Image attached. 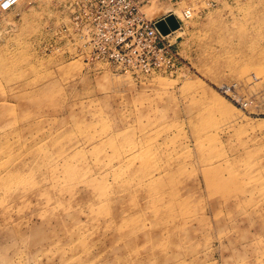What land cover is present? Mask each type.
Wrapping results in <instances>:
<instances>
[{
  "label": "rangeland",
  "instance_id": "obj_1",
  "mask_svg": "<svg viewBox=\"0 0 264 264\" xmlns=\"http://www.w3.org/2000/svg\"><path fill=\"white\" fill-rule=\"evenodd\" d=\"M185 5L156 47L0 12V264H264V0L144 12Z\"/></svg>",
  "mask_w": 264,
  "mask_h": 264
},
{
  "label": "built area",
  "instance_id": "obj_2",
  "mask_svg": "<svg viewBox=\"0 0 264 264\" xmlns=\"http://www.w3.org/2000/svg\"><path fill=\"white\" fill-rule=\"evenodd\" d=\"M23 0H0V12H6L14 8ZM57 2L60 11V34L64 37L71 48L82 46L83 38L90 34L96 33L102 27L104 32L108 33L112 39L114 34V24L124 27L125 32H129L133 37V33H139V36L146 35L150 43L154 47L168 41V37L175 31L162 34L155 22L158 19L172 14L177 22L178 28H181L182 20L188 18L193 13L190 6H183L179 12L173 11L158 16L155 19L146 17L144 8L152 2L175 3L176 5L183 0H51ZM101 36V35H99ZM98 43L102 44L100 38ZM96 39V41H97ZM124 40V38H123ZM169 43V42H168ZM71 44H76L72 46ZM148 44V42H147ZM104 45V44H103ZM105 46V45H104ZM110 45L105 46L108 48Z\"/></svg>",
  "mask_w": 264,
  "mask_h": 264
},
{
  "label": "water",
  "instance_id": "obj_3",
  "mask_svg": "<svg viewBox=\"0 0 264 264\" xmlns=\"http://www.w3.org/2000/svg\"><path fill=\"white\" fill-rule=\"evenodd\" d=\"M156 27L162 34H166L170 30L178 28V22L172 14H168L155 23Z\"/></svg>",
  "mask_w": 264,
  "mask_h": 264
},
{
  "label": "bare ground",
  "instance_id": "obj_4",
  "mask_svg": "<svg viewBox=\"0 0 264 264\" xmlns=\"http://www.w3.org/2000/svg\"><path fill=\"white\" fill-rule=\"evenodd\" d=\"M47 1L50 2L51 0H47ZM159 2H160V1H159ZM152 3H157V2H152ZM152 3H149V4H152ZM149 4H148V5H149ZM151 9H153V8H151ZM148 10H149V13H153L152 10H151V12H150V9H148ZM177 12H178V11H177ZM166 16H167V15H166ZM163 18H164V17H163ZM159 20H160V19H159ZM156 22H157V21H156ZM156 22H155V23H156ZM155 26H156V25H155ZM157 29H158V28H157ZM158 30H159V29H158ZM176 30H179V28H176V29H174V30H170V29H169V32H170V31H176ZM169 32H168V33H169ZM177 35H178V34H177Z\"/></svg>",
  "mask_w": 264,
  "mask_h": 264
}]
</instances>
